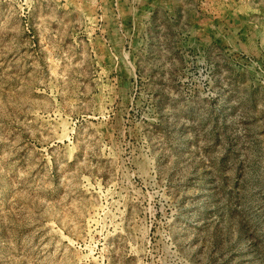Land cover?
Wrapping results in <instances>:
<instances>
[{
  "label": "rangeland",
  "instance_id": "374dc122",
  "mask_svg": "<svg viewBox=\"0 0 264 264\" xmlns=\"http://www.w3.org/2000/svg\"><path fill=\"white\" fill-rule=\"evenodd\" d=\"M0 264H264V0H0Z\"/></svg>",
  "mask_w": 264,
  "mask_h": 264
}]
</instances>
